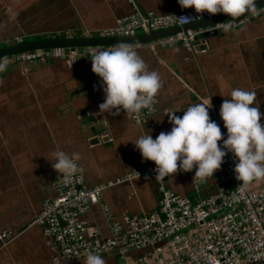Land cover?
<instances>
[{"label":"crops","instance_id":"0c3cea01","mask_svg":"<svg viewBox=\"0 0 264 264\" xmlns=\"http://www.w3.org/2000/svg\"><path fill=\"white\" fill-rule=\"evenodd\" d=\"M135 6L158 15L194 11L181 8L178 0H0V49L13 42L98 36L133 14ZM216 32L194 40L192 50L134 46L163 81L158 113L143 126L134 114L99 112L105 94L91 58L9 62L0 73V231L10 236L0 241V264H54L60 257L52 238L36 224L43 202L56 196L53 184L60 174L44 158L56 148L81 153L78 164L88 186L113 184L104 192V202L116 222L156 212L162 185L195 202L232 187L231 180L222 182L219 170L206 179L194 180L193 169L165 181L155 174L126 180L155 164L143 160L132 139L141 132L155 138L169 131L167 115L172 112L182 116L179 111L190 104L208 101L210 118L226 136L220 107L228 92L239 87L256 92L264 113V13L236 29ZM263 185L264 180L253 181L248 187L256 191ZM83 220L98 228L103 241L111 238V223L101 205L92 206Z\"/></svg>","mask_w":264,"mask_h":264},{"label":"built area","instance_id":"2783aa9c","mask_svg":"<svg viewBox=\"0 0 264 264\" xmlns=\"http://www.w3.org/2000/svg\"><path fill=\"white\" fill-rule=\"evenodd\" d=\"M202 17L181 15L163 18L135 6L133 14L119 20L114 28L103 30L98 36L88 33L83 37L130 38L140 31H157ZM191 38L190 34L189 37L179 36L163 43L187 44ZM112 47L86 48L81 52H71L70 56L82 54L89 57L95 51ZM55 56L66 54L63 51L32 52L7 59L13 63L29 64ZM156 112L155 96L149 107L134 115V120L143 126ZM234 165L233 156L229 153L219 169L224 173L222 182L232 181L231 188H223L217 194L195 202L162 185L160 206L156 212L126 217L123 222L114 221L109 205L104 202V192L113 184L90 187L79 170L68 183L62 176L55 180L53 189L56 196L43 202L36 224L44 227L60 253L54 264H77L88 252L101 255L117 253L125 259L124 264H264V188L256 191L249 187L242 189L235 179ZM155 167L154 164L143 172L130 174L126 180L156 175ZM96 205L102 206L111 223L112 236L106 241L101 239L98 228L83 220ZM9 236L0 231V241ZM150 249L153 250L150 260L134 263L128 258L133 252Z\"/></svg>","mask_w":264,"mask_h":264},{"label":"clouds","instance_id":"9594fccd","mask_svg":"<svg viewBox=\"0 0 264 264\" xmlns=\"http://www.w3.org/2000/svg\"><path fill=\"white\" fill-rule=\"evenodd\" d=\"M181 8H194L196 13L227 14L238 18L245 13L256 14L255 0H178ZM15 17L12 8L8 9ZM225 32L230 25L225 24ZM92 71L101 78L105 94L99 112L124 111L132 115L149 107L163 87L158 71L150 70L137 50L127 42L110 49L95 51L91 56ZM7 58H0V73L8 68ZM221 96H224L221 94ZM208 101L190 104L167 115L172 127L155 138L147 131L138 134L132 142L144 161L155 163L156 178L171 177L177 172H192L194 180L213 177L231 153L235 161V179L245 189L253 181L264 180V113L256 103V92L232 88L223 100L219 115L226 129L209 115ZM44 158L68 183L78 173L81 153H68L56 148ZM82 264H107L105 257L96 252L86 253Z\"/></svg>","mask_w":264,"mask_h":264},{"label":"bare ground","instance_id":"6f19581e","mask_svg":"<svg viewBox=\"0 0 264 264\" xmlns=\"http://www.w3.org/2000/svg\"><path fill=\"white\" fill-rule=\"evenodd\" d=\"M260 1L261 0H255L256 6L258 5V3ZM262 13H264V6L260 10H258L256 12V14H250L248 16H243V17L236 18V19L219 21V22H216L214 24L206 25V26L199 27V28L192 27V25L199 24V23H203V22H205L207 20H211V19H214V18H218V17L224 16V15H227V14L219 13V14H216V15H209L206 12L203 13V14H199V13H196V11L194 10V11H190V12H181V13L160 15V17H163V18H166V17H176V16H181V15H188V16L203 15V17L202 18H199V19H196V20H191V21L186 22V23H177V24H175L173 26L164 27V28H161V29H159L157 31H150V32L145 33V34H139L141 32L140 31V32L136 33L133 37H136V36H139V35H148V36H151L152 34H155V33H161L163 31H167V30L179 28V29H181V31H179L178 33H176L174 35H169V36H166V37L158 38V39H155V40L146 42V43H142V45L152 44V45H157V46H161V47H165V48L173 47V46H183L187 50H192V44H193L194 40H197L198 38H201V36H204L206 34L207 35H210V36L213 35V34H216V33H218L216 31H222L223 30V27H224L225 24L230 25V29H236V28L240 27L241 25H244L247 22V19L249 17L256 16V15H259V14H262ZM210 29H211V31H210ZM202 33H204V34H202ZM190 34H191V36H192L193 39L191 38L187 44H185L183 42H177V43H171V44H165V43H163V42H165V41H167L169 39L177 38L179 36H188L189 37ZM62 37H65V36H62ZM58 38H60V37H58ZM117 38H119V37H112V38H109V39H117ZM54 39H57V38H54ZM54 39H52V40H54ZM19 44H21V43H19ZM139 45H141V44H135V45H132V46L134 47V46H139ZM101 46H115V45H93V46L76 47V48L66 47V48L51 49V50H35V51H30V52H25V53H32V52L33 53H35V52L57 53L59 51H63V52H65V54H66L67 57L68 56L71 57L70 56V53L71 52H77V51L81 52L83 49H86V48H95V47H101ZM25 53H21V54H25ZM21 54H16V55L12 56L11 58H15V57H17L18 55H21ZM72 56L73 57L74 56H80L82 58H91L90 56L89 57L82 56V54H80V55L79 54H76V55H72ZM61 57H65V56H61ZM53 58H60V57H56V56L55 57H50L49 59H46L45 61H48V60L53 59ZM39 62H44V61H39ZM33 63H36V62H33ZM33 63H29V64H33ZM16 64H19V63L16 62ZM20 65H26V64H20ZM156 110H157V112H156V114H157L158 113V108H157V95H156ZM86 116L89 117L90 114L87 113ZM221 131L223 133V128L222 127H221ZM166 178L167 177H165L163 179V181H165ZM135 179H137V178H135ZM135 179H131V180H135ZM131 180H128V181H131Z\"/></svg>","mask_w":264,"mask_h":264},{"label":"water","instance_id":"95a60500","mask_svg":"<svg viewBox=\"0 0 264 264\" xmlns=\"http://www.w3.org/2000/svg\"><path fill=\"white\" fill-rule=\"evenodd\" d=\"M264 6V0H261L256 6V12L260 10ZM251 13H245L243 16H248ZM241 16V17H243ZM240 18V17H238ZM231 18L229 15H224L218 18H214L211 20H207L203 23L192 25V27L199 28L206 25L214 24L219 21H225ZM181 31V29H171L167 31H163L161 33H155L151 36L148 35H139L136 37L130 38H117V39H105V38H97V37H83L81 34H78L77 37L67 38L60 37L54 40H34L30 42H23L21 44L13 42L9 43L5 48L0 49V58H11L16 54H21L25 52L35 51V50H51V49H61V48H76V47H85V46H93V45H116L120 42H127L131 45L146 43L158 38L166 37L169 35H174ZM210 35L201 36V38H208Z\"/></svg>","mask_w":264,"mask_h":264},{"label":"rangeland","instance_id":"374dc122","mask_svg":"<svg viewBox=\"0 0 264 264\" xmlns=\"http://www.w3.org/2000/svg\"><path fill=\"white\" fill-rule=\"evenodd\" d=\"M10 62V61H9ZM264 188V185L260 187V190ZM2 193V192H1ZM1 198V196H0ZM145 216V215H144ZM256 223V221H255ZM255 246L253 247V249H255ZM132 255H134L132 257ZM107 261V264H124L125 259L121 258L118 256L117 253H113V254H108V255H103ZM153 256V250H147V251H142V252H133L129 255V260H132V262L134 261V263L139 262L140 260H150L152 259Z\"/></svg>","mask_w":264,"mask_h":264},{"label":"trees","instance_id":"16d2710c","mask_svg":"<svg viewBox=\"0 0 264 264\" xmlns=\"http://www.w3.org/2000/svg\"><path fill=\"white\" fill-rule=\"evenodd\" d=\"M143 250H141V251H138V252H142ZM145 251H147V250H145Z\"/></svg>","mask_w":264,"mask_h":264}]
</instances>
